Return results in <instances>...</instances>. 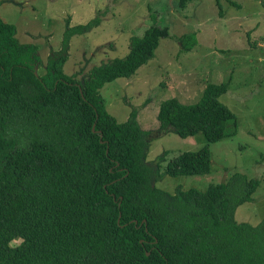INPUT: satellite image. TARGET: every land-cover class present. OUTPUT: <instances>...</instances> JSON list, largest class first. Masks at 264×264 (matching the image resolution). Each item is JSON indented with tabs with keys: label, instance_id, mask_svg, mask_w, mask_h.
<instances>
[{
	"label": "trees",
	"instance_id": "16d2710c",
	"mask_svg": "<svg viewBox=\"0 0 264 264\" xmlns=\"http://www.w3.org/2000/svg\"><path fill=\"white\" fill-rule=\"evenodd\" d=\"M98 24L67 28L64 45L37 73L36 48L18 42L0 18V264H264V221L234 219L256 179L234 173L204 190L170 194L155 181L207 173L208 146L179 153L164 173L165 155L147 162L162 132H202L207 143L234 133L225 129L234 114L219 100L228 83L206 84L195 103L162 101L158 131L143 129L136 109L117 122L101 85L135 73L169 32L151 25L130 37L126 54L93 65L87 76L65 73L68 37ZM177 39L184 50L196 43L195 33Z\"/></svg>",
	"mask_w": 264,
	"mask_h": 264
},
{
	"label": "rangeland",
	"instance_id": "374dc122",
	"mask_svg": "<svg viewBox=\"0 0 264 264\" xmlns=\"http://www.w3.org/2000/svg\"><path fill=\"white\" fill-rule=\"evenodd\" d=\"M0 18L14 26L18 42L36 48L37 73L62 48L67 28L98 18L97 26L68 37V56L61 66L77 79L93 65L126 54L131 36H142L151 25L167 27L169 36L135 73L101 85L104 108L117 122L136 109L142 128L158 131L162 101L176 97L195 103L206 84L228 83L219 100L234 114V122H225L234 133L207 143L202 132L187 137L162 132L151 141L147 162L165 155L164 173L171 158L207 145V173L163 174L155 184L173 194L177 188L204 190L241 173L258 184L251 200L235 209L234 219L264 221V0H190L183 8L178 0H0ZM185 33L196 36L190 50L177 39Z\"/></svg>",
	"mask_w": 264,
	"mask_h": 264
}]
</instances>
